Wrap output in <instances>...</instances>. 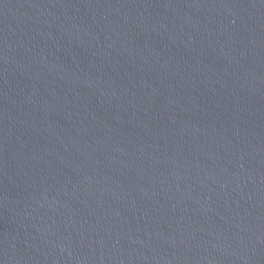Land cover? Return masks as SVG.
I'll return each mask as SVG.
<instances>
[{
    "label": "water",
    "instance_id": "1",
    "mask_svg": "<svg viewBox=\"0 0 264 264\" xmlns=\"http://www.w3.org/2000/svg\"><path fill=\"white\" fill-rule=\"evenodd\" d=\"M0 264H264V0H0Z\"/></svg>",
    "mask_w": 264,
    "mask_h": 264
}]
</instances>
